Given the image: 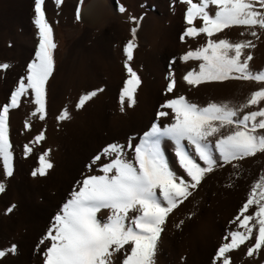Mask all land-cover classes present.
Here are the masks:
<instances>
[{"label": "rangeland", "instance_id": "obj_1", "mask_svg": "<svg viewBox=\"0 0 264 264\" xmlns=\"http://www.w3.org/2000/svg\"><path fill=\"white\" fill-rule=\"evenodd\" d=\"M86 1L92 0H82V3L81 0H63L57 7L54 0H45L46 17L57 44L54 71L47 84V114L44 120L31 115L35 110L31 102L34 95L22 98L21 106L10 110L14 174L5 177L0 160V181L6 184L5 192L0 193V248L11 244L18 247L15 255H7L0 264H42L37 244L55 214L78 181L87 175L101 174L98 166H93L91 171L88 169L92 157L109 143L126 145L130 137L134 138L133 143H139L140 137L157 120L159 105L166 98L183 94L200 106L209 102H230L238 107L253 91L264 88V82L256 81L230 79L193 87L183 80L187 71L198 68L199 62L185 63L180 56L189 48L206 43L207 37L201 34L195 39L186 37V42H181L180 36L187 25L186 5L179 0H105L102 17L92 24L82 17L76 18L77 8L83 10ZM121 6L125 12L119 11ZM130 16L143 17L131 62L142 84L136 93L135 106L125 104L121 112L119 93L126 79L123 49L132 38L131 28L136 26ZM33 18L34 0H0V63L11 65L7 70H0V106L9 102L11 92L34 57L38 30ZM145 20L148 30L143 33ZM200 23L196 21L197 26ZM244 31L243 27H232L214 35L213 39L252 40L255 47L246 50L253 56L250 67L255 71L264 70V31L257 29L259 39L247 34L241 36ZM169 72L174 73L177 86L174 93L166 97ZM98 88L104 91L86 102L83 108H76L81 95ZM65 107L71 119L60 121L57 117ZM258 107H264V101L244 111ZM26 121L30 128L25 127ZM159 122L163 125L170 120L161 118ZM41 131L46 138L32 144L33 152L26 157L24 145ZM210 139L214 141L215 137ZM162 148L166 157L175 156L174 147L167 139L162 141ZM48 149H51L49 159L54 167L46 176L33 177L32 171L39 166L38 156ZM188 151L206 167L195 157L191 146ZM128 155L131 158V150ZM213 156L217 161L213 171L207 173L201 184L191 190L192 195L169 215L155 264H211L225 232L234 227L229 222L246 201L251 186L264 175V153L230 163L223 161L215 150ZM168 160L170 162L171 158ZM181 172L180 176H184L183 169ZM13 204L16 207L7 213L6 209ZM252 243L254 240L230 253L233 264H264V248L252 257L246 255ZM120 259L113 257L115 264H119Z\"/></svg>", "mask_w": 264, "mask_h": 264}, {"label": "snow or ice", "instance_id": "obj_2", "mask_svg": "<svg viewBox=\"0 0 264 264\" xmlns=\"http://www.w3.org/2000/svg\"><path fill=\"white\" fill-rule=\"evenodd\" d=\"M54 2L59 7L63 0ZM179 3L186 5L184 20L187 27L180 36L181 42H186V37L195 39L201 34L207 37L206 43L195 49L189 48L179 58L185 63L199 62L198 68L183 76L188 85L196 87L230 79L264 82V70L255 71L250 67L253 56L246 50L255 47L252 40L213 39L214 35L232 27H243L245 31L240 33L241 36L247 34L259 39L257 29L264 31V0H179ZM119 11L125 12L126 9L121 6ZM76 18H81L79 8ZM129 19L136 26L131 28L132 38L123 49L126 79L119 93L121 112L125 104L135 106L136 93L142 84V78L131 62L143 17L130 16ZM198 20L201 21L199 26L196 24ZM33 24L38 30L34 57L11 92L9 102L0 106V160L7 178L14 174L10 110L19 108L22 98L34 95L31 102L35 110L31 115L44 120L47 114V84L54 71L57 44L53 27L46 17L45 0H34ZM171 63L174 64L175 59ZM10 67L9 63H0V70ZM166 79L169 82L165 96L168 97L174 93L177 81L172 72ZM103 91L98 88L81 95L76 108H83L86 102ZM262 101L264 88L253 91L238 107L230 102H209L200 106L183 94L166 98L159 105L157 120L140 137L139 143H133L131 137L126 145L109 143L92 157L88 169L91 171L93 166H98L101 174L87 175L78 181L70 197L55 214L54 221L37 244L42 264H115V256L121 258L119 264H155L158 244L169 215L192 195L191 190L196 189L216 166L213 150L229 163L264 153V107L244 111L259 106ZM161 118L170 122L162 125ZM57 119H71L67 107ZM25 127L30 128L27 121ZM213 137L214 141L210 139ZM45 138L41 131L33 141L24 145V155L32 154L31 145ZM165 139L172 143L177 163L186 176L178 175L171 167L162 148ZM188 146L206 167L197 162ZM50 152L48 149L38 156L39 166L32 171L33 177L46 176L54 167L49 159ZM5 190L6 184L0 181V193ZM15 207L11 205L6 212L11 213ZM253 208L255 210L250 212ZM229 224L234 227L225 232L211 264H233L230 253L252 240L254 243L247 247L248 257L264 248V175L251 186L246 201ZM17 247L11 244L8 248H0V260L9 254L15 255Z\"/></svg>", "mask_w": 264, "mask_h": 264}, {"label": "bare ground", "instance_id": "obj_3", "mask_svg": "<svg viewBox=\"0 0 264 264\" xmlns=\"http://www.w3.org/2000/svg\"><path fill=\"white\" fill-rule=\"evenodd\" d=\"M90 2V1H89ZM85 2L83 5V10H80V15L84 19L86 23L92 24L96 23L100 20V18L103 15V10L106 5L105 0H92L90 3ZM89 3V4H88ZM149 22V21H148ZM143 33H146L147 29V21L145 20V24L143 25ZM168 158H171L170 165L171 167L176 171L178 175L182 174L181 168L179 164L177 163V158L175 156H167ZM185 176V174H184Z\"/></svg>", "mask_w": 264, "mask_h": 264}]
</instances>
